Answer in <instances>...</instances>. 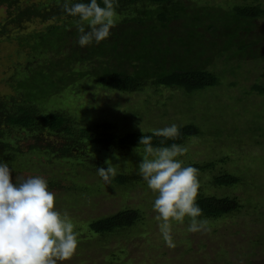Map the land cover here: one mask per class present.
<instances>
[{
	"label": "trees",
	"instance_id": "obj_1",
	"mask_svg": "<svg viewBox=\"0 0 264 264\" xmlns=\"http://www.w3.org/2000/svg\"><path fill=\"white\" fill-rule=\"evenodd\" d=\"M4 7L7 12L0 21L1 34L8 30L22 33L29 24H43L41 30L22 35L18 47H29L26 62L7 79L14 86L13 93L0 95V160L13 169V182L42 176L49 190L72 201L71 208L76 209L92 203L100 191L96 184L81 185L76 177L88 169L97 175L96 168L107 167L108 163L119 165L111 185L122 188L134 184L149 190L138 174L137 166L144 155L139 140L144 134L151 135V129L175 123L178 138L153 136L152 144L161 146L163 140L164 146H184L187 151L181 159L185 166L198 169L199 183L202 175L208 174L220 190L262 187L260 178L264 175L253 172L248 179L254 180L247 183L232 172L231 166L253 162L264 155V149L246 155L216 154V136H222L225 126L241 122L234 119L221 125L215 115L205 114L202 105L206 89L220 86L218 61L238 64L264 59V3L222 7L184 0H117L110 38L84 48L76 44L75 18L63 12L62 0H0V9ZM94 87L96 92H87ZM152 87L178 95L164 100L151 94L161 101L159 105L153 106L150 100L155 99H149V103L139 101L126 110L113 104L107 110L105 105L93 103L97 98L94 94L127 93L136 99ZM253 89L264 91L263 87ZM64 92L79 99L80 115L48 108L47 102ZM195 99L202 108L191 106ZM92 110L96 112L89 116ZM196 115L202 120H195ZM209 119L216 125L210 124L205 134L200 123ZM197 146L212 155H200ZM68 170L72 172L67 175ZM143 198L145 203L138 208L126 207L90 219L87 225L91 235L107 236L138 228L145 214L141 209L148 207L147 201L152 202L155 196L149 190ZM197 203L209 222L235 215L246 206L238 195L206 193L202 183ZM223 263L220 260L219 264Z\"/></svg>",
	"mask_w": 264,
	"mask_h": 264
},
{
	"label": "rangeland",
	"instance_id": "obj_2",
	"mask_svg": "<svg viewBox=\"0 0 264 264\" xmlns=\"http://www.w3.org/2000/svg\"><path fill=\"white\" fill-rule=\"evenodd\" d=\"M191 3L205 4L214 6L230 7L234 4L264 3V0H184ZM7 10L0 9V21L6 17ZM28 24V23H27ZM43 24L35 22L29 24L26 29L20 33L16 30H8L2 33L0 26V95L13 93L14 86L7 79L13 76L21 69V65L26 62L25 56L29 47H18L19 40L30 32L41 30ZM227 62L218 61V69L221 76L220 86L206 89V98L204 103L197 104L195 99L191 106L202 108L207 115H215L216 120L223 123L238 119L240 124L223 128L222 136H216L213 144L216 154L222 152H243L245 155L256 149L261 152L264 149V91L253 89L254 87H263L264 90V59L258 61ZM97 88L87 89L88 93L96 92ZM152 87L147 91L136 96L133 94H113L101 93L100 96L94 94L97 98L94 104L100 107L105 105V109H111L110 105H116L117 108L126 110L133 103L139 101L148 102L151 94L158 98L166 100L170 96L174 98L178 95L169 90L155 91ZM68 92V91H66ZM64 92L61 97H52L47 102L50 109H63L72 116L80 115V102L77 97H73ZM88 95L85 94V99ZM82 97V100H84ZM153 106L159 105L161 101L150 100ZM149 103V102H148ZM202 105V107L200 106ZM112 111V110H109ZM95 111H91L93 115ZM115 116L116 113H111ZM84 117H87L85 115ZM202 120L195 116V120ZM204 121V120H203ZM202 121V122H203ZM215 123V124H214ZM216 122L209 119V122L200 123L201 128L208 134L211 125ZM234 125V128H232ZM180 126H184L181 124ZM152 125L150 126V128ZM252 133H251V132ZM250 132V133H249ZM221 137V138H220ZM226 141L227 147L223 144ZM221 145V146H220ZM225 145V146H224ZM263 147V148H261ZM196 151L203 156L205 153H212L206 148L198 146ZM118 163L117 160H113ZM232 172L240 174L247 183L253 181L249 178L254 172L256 175H264V155H259L251 163L239 162L231 166ZM72 171H66L67 175ZM84 172V174H83ZM80 173V172H79ZM76 181L81 185L96 184L100 186L98 197L92 203L86 202L79 205L78 208H71L72 201H66L61 194L55 195V208L64 213L66 212L72 222L75 230L79 234V243L76 253L64 264H264V178H260L262 187L251 188L247 191L243 186L235 187L229 190H220L216 188L208 174L202 175L200 183L204 185V191L208 194L217 193L218 195H238L242 198V211L229 216L225 219L209 222L207 221L206 231L189 233L187 223H174L172 225L173 247H168L162 239L157 221L154 219L155 213L152 209V202L148 200V207L143 210V221L138 228H131L124 232H117L107 236L91 235L88 228V222L92 218H98L102 215L111 214L123 208L135 209L145 203L149 190H145L139 185L126 187H116L110 183H104L94 170L82 171ZM90 175L91 177H89ZM256 179V183L260 182ZM71 183V182H70ZM251 200V202H250ZM249 201V202H248ZM250 203V204H249ZM260 213H262L260 215ZM208 256H204L205 254Z\"/></svg>",
	"mask_w": 264,
	"mask_h": 264
},
{
	"label": "clouds",
	"instance_id": "obj_3",
	"mask_svg": "<svg viewBox=\"0 0 264 264\" xmlns=\"http://www.w3.org/2000/svg\"><path fill=\"white\" fill-rule=\"evenodd\" d=\"M117 0H62L63 12L75 18L76 44L84 48L100 44L115 27ZM175 123L151 129L142 135L144 155L138 174L154 193L152 209L159 233L168 247H173L172 225L187 220L189 233L206 231L207 219L197 203L200 183L198 169L185 166L181 157L187 149L173 143L154 147L152 137L176 139ZM119 165L107 163L96 168L104 183L116 176ZM13 169L0 160V264H64L78 248L79 234L70 216L55 208V194L42 176L34 175L13 182Z\"/></svg>",
	"mask_w": 264,
	"mask_h": 264
}]
</instances>
